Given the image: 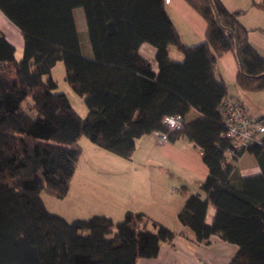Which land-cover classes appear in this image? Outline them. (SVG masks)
I'll list each match as a JSON object with an SVG mask.
<instances>
[{
  "label": "trees",
  "instance_id": "1",
  "mask_svg": "<svg viewBox=\"0 0 264 264\" xmlns=\"http://www.w3.org/2000/svg\"><path fill=\"white\" fill-rule=\"evenodd\" d=\"M184 1L206 24L196 44L181 41L164 0H0V11L23 39L22 57L15 60L0 32V264H136L155 257L159 243H170L176 233L146 214L67 221L48 211L40 196L66 195L81 135L130 159L136 139L155 132L168 142L187 139L207 170L177 211L178 222L198 242L217 235L235 244L227 264H264V133L235 151L233 159L246 151L260 168L241 176L225 160L231 140L218 106L227 89L216 71L218 57L230 51L237 87L263 91L264 57L247 40L242 10H227L220 0ZM252 5L264 10V0ZM75 8L84 14L90 56L82 52ZM142 43L154 47L156 71L139 53ZM170 45L182 59L169 57ZM57 61L64 81L83 99V116L57 90L51 76ZM191 109L199 116L186 121ZM168 115L182 124L168 129ZM208 205L214 208L209 224Z\"/></svg>",
  "mask_w": 264,
  "mask_h": 264
},
{
  "label": "crops",
  "instance_id": "2",
  "mask_svg": "<svg viewBox=\"0 0 264 264\" xmlns=\"http://www.w3.org/2000/svg\"><path fill=\"white\" fill-rule=\"evenodd\" d=\"M220 1L227 10H242L239 20L247 29V40L264 57V34L259 31L260 29L264 28V10L252 5V0ZM164 3L166 11L168 12L182 42L191 45L196 44L204 39L206 24L204 19L194 9H192L184 0H164ZM73 15L78 34H80V41L82 40V52L86 56H90V46L86 45L87 37L86 34H84V31L86 33V25L82 9L75 8L73 10ZM0 32L5 36L7 41L13 45L14 58L15 60H19L22 57L23 50L22 36L18 28L14 26L2 14L1 11ZM138 50L139 53L150 62L153 71H156V63L154 61V47L148 43H142ZM168 55L173 60H180L183 57L182 53L177 51L172 45L168 47ZM57 63L58 61L51 68V76H53L52 70L54 69L55 65H57ZM216 71L226 85L227 97L239 100L251 118L258 119L260 117H264V90L249 92L242 91L237 87L235 84L237 62L236 57L232 52H224L220 57H218L216 62ZM66 87L68 88L60 90L57 84V90L65 93L71 104L70 98L73 97L74 92L69 86ZM197 116H199L198 111L191 109L184 118L186 121H188ZM149 135H155V133H151ZM161 143L177 145L183 151L188 147H196L184 137H180L173 142H168L165 140ZM197 150L200 155L198 148ZM229 163L237 169L241 176H249L260 173V168L254 156L246 151L242 152V154L239 155L237 159L230 160ZM204 176L205 175H203V178ZM202 180L199 179V181H195V187L198 188ZM81 185L87 186L88 183L84 181L81 183ZM87 189L88 187H80L78 190L79 193L77 194V196H79L77 202H86L83 201V197L85 196V191H87ZM69 191H71L70 186L63 198L69 195ZM186 193L189 195L193 192L189 191L188 189L186 190ZM183 196L184 195L179 196L178 200L176 201L177 203L175 209L170 210V208L166 207L162 210L160 216L151 217L147 215L149 218L156 220L169 229L173 230L176 235L170 243H159L158 252L155 257L138 258L136 264H227V262L236 252L237 246L235 244L228 243L220 239L217 235H211L208 239V242H198L195 240L193 232L189 228L180 224L176 218V213L185 200ZM118 200L119 199H114L112 201L111 199H101V206L99 209L102 210L101 215L110 217L114 222L116 220L113 218H118V220H120L127 210L121 207V202ZM213 215L214 208L211 205H208L204 218L205 222L209 224L212 221ZM146 228L152 230V227L149 223L146 225Z\"/></svg>",
  "mask_w": 264,
  "mask_h": 264
},
{
  "label": "rangeland",
  "instance_id": "3",
  "mask_svg": "<svg viewBox=\"0 0 264 264\" xmlns=\"http://www.w3.org/2000/svg\"><path fill=\"white\" fill-rule=\"evenodd\" d=\"M86 45L89 46L87 38ZM52 72L58 88L67 89L69 85L63 79L61 61ZM73 94L70 98L72 107L79 115H85L87 108L82 97ZM163 141L165 139L159 140L156 135L141 136L136 139L130 159H124L81 135L78 139L80 155L71 179V191L62 200L42 191L40 196L47 210L72 221L102 214L99 210L101 199H119L121 207L127 211L142 212L151 217L160 216L166 207L175 209L179 196L187 197L186 190H198L195 181L202 180L206 168L197 147L183 151L177 145L161 143ZM84 181L87 186L81 185ZM80 187H88L83 197L86 202L83 203L77 202ZM113 219L121 221L123 216L120 220Z\"/></svg>",
  "mask_w": 264,
  "mask_h": 264
},
{
  "label": "built area",
  "instance_id": "4",
  "mask_svg": "<svg viewBox=\"0 0 264 264\" xmlns=\"http://www.w3.org/2000/svg\"><path fill=\"white\" fill-rule=\"evenodd\" d=\"M220 119L226 128V136L231 140V148L225 152V160L235 158V151L242 150L257 141L264 133V121L253 119L239 100L225 97L218 106ZM168 129H174L182 124L179 116L168 115L163 118ZM159 140L165 139V134L155 132Z\"/></svg>",
  "mask_w": 264,
  "mask_h": 264
}]
</instances>
